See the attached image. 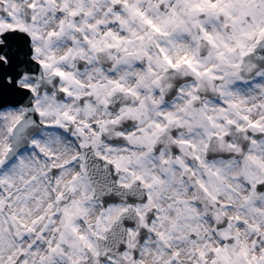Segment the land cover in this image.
<instances>
[{
	"label": "snow or ice",
	"instance_id": "snow-or-ice-1",
	"mask_svg": "<svg viewBox=\"0 0 264 264\" xmlns=\"http://www.w3.org/2000/svg\"><path fill=\"white\" fill-rule=\"evenodd\" d=\"M0 264H264V0H0Z\"/></svg>",
	"mask_w": 264,
	"mask_h": 264
}]
</instances>
